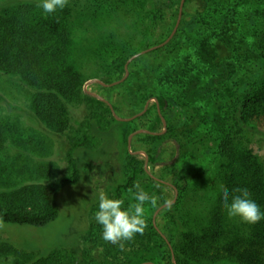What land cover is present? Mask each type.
Returning a JSON list of instances; mask_svg holds the SVG:
<instances>
[{
	"label": "trees",
	"instance_id": "trees-1",
	"mask_svg": "<svg viewBox=\"0 0 264 264\" xmlns=\"http://www.w3.org/2000/svg\"><path fill=\"white\" fill-rule=\"evenodd\" d=\"M181 2L69 0L44 15L36 0H14L0 11V76L18 80L36 119L60 135L73 114H84L77 105L87 106L82 135L67 150L70 176L63 177L55 162L35 160L52 155L50 137L19 116L0 114V222L43 227L56 221L59 193L68 184H89L117 152L122 175L105 195L123 199L125 207L135 202L136 184L156 195L167 184L146 171L148 160L161 166L162 180L171 178L178 197L156 223L170 200L147 206L143 233L111 244L100 239L94 219L97 193L80 247L94 239L101 257L64 247L71 264H264V220L229 219L219 196L221 186L247 188L264 210V160L240 144L243 135L264 138V0H186L172 39L142 53L170 37ZM127 70L117 85L96 84L118 91L116 99L107 97L116 114L132 117L155 101L143 115L122 121L83 87L99 74L107 84L119 81ZM139 129L149 132L134 135L130 150L129 137ZM83 150L100 156L85 163ZM195 179L201 185L190 190ZM1 244L18 257L16 264H61L63 258L57 250L33 260Z\"/></svg>",
	"mask_w": 264,
	"mask_h": 264
},
{
	"label": "rangeland",
	"instance_id": "rangeland-1",
	"mask_svg": "<svg viewBox=\"0 0 264 264\" xmlns=\"http://www.w3.org/2000/svg\"><path fill=\"white\" fill-rule=\"evenodd\" d=\"M15 3L14 0H0V11L4 7L11 6ZM170 22H172L171 18H168L167 24ZM89 68V65L86 64L84 70L87 71ZM106 78L107 76H105V74H99V76L91 78L84 85V91L96 93L106 100L107 97L116 99L118 91L108 92L107 90L96 85L101 83L90 82L93 79H99L104 82L103 80ZM111 79L113 80L114 78ZM17 83L18 80L16 78L0 76V94H2L4 97V99H0V114L19 116L25 125L37 128L49 136L53 142L52 155L46 158L36 157L35 160L40 162L53 161L62 171L60 177L70 176L67 150L71 147L73 142L79 139L82 135L81 131H79V124L85 116L87 106L85 104L77 105V108L79 107L80 110L85 111L84 114L81 116V111L79 114H73L68 130L58 135L54 132L48 131L46 127L40 123L38 119H36L35 113L30 107L26 93L22 92ZM107 101L109 102V100ZM149 101L150 106L155 100L151 99ZM11 105L15 108H12ZM123 107H125V105H123ZM144 113L145 112H141L132 117L120 118L128 119L123 121H130L138 116L143 115ZM240 140L242 149H245L246 151L251 150V152L258 154L264 160V138L262 136L256 134L243 135ZM138 150L139 151L137 152L139 153L140 157H144L145 153L143 148L139 146ZM81 155L84 158L85 163H90L89 161L95 157V155L99 154H93L88 150H83ZM94 168L95 170H98V167ZM148 169L149 172L153 174L155 179L158 181H163L167 184L166 186H158V189L156 190V196L160 198V201L170 200L169 202H171L174 200L176 194H174V191L171 188V178L169 177L166 180H162L161 177L163 174L161 166L150 167L148 165ZM120 175H122L121 163L117 157V152H114L107 163L104 164V168L99 174L95 176V178L91 179L89 184L86 180H83L77 184H68L59 193L57 198L59 205V217L56 221L43 227L0 222V258L6 260L8 257H12L14 259V264H16V260L18 258L14 254L6 253V250L1 248L3 245L1 242H9L11 245L22 250L23 252L31 254L33 256V260L39 257L46 258V255H49L50 253L57 250H63L64 247H77L81 250V252L85 250V253L90 259L93 257L100 258L102 247L96 243V240L88 238L84 244V247L81 248L80 237L85 234L86 228L89 225V219L91 218L89 211L90 203H92L95 195L97 193H104L106 187L109 184L116 182ZM200 185L201 181L199 179H195L192 182L190 190ZM158 212L156 213L155 218L161 220V218L158 216L160 212ZM101 232L102 230L100 231V239L103 240L101 238ZM62 255L63 258L61 259V264H71V262L66 258L67 251L63 250ZM21 260L23 261V259ZM173 261L176 262L175 257H173Z\"/></svg>",
	"mask_w": 264,
	"mask_h": 264
},
{
	"label": "clouds",
	"instance_id": "clouds-1",
	"mask_svg": "<svg viewBox=\"0 0 264 264\" xmlns=\"http://www.w3.org/2000/svg\"><path fill=\"white\" fill-rule=\"evenodd\" d=\"M68 3L69 0H36V6L44 15L63 10ZM135 188V202L127 207L124 206L123 199L100 193L94 219L102 228L101 238L105 242L117 244L131 241L137 234H142L146 227V205L153 209L159 206V197L145 191L139 184ZM219 196L221 207L229 219L238 218L246 224H256L264 220V210L250 198L247 188H235L230 192L221 186ZM0 264H14V259L0 258Z\"/></svg>",
	"mask_w": 264,
	"mask_h": 264
},
{
	"label": "water",
	"instance_id": "water-1",
	"mask_svg": "<svg viewBox=\"0 0 264 264\" xmlns=\"http://www.w3.org/2000/svg\"><path fill=\"white\" fill-rule=\"evenodd\" d=\"M185 1H186V0H182V2H181L180 11H179V16H178V20H177L176 26H175V28H174L172 34L170 35V37H169L165 42H163L162 44H159V45L153 46V47H151V48H149V49L143 51L142 53H147V52H149V51H152V50H155V49H157V48H159V47H162V46L165 45L170 39H172V37H173V36L175 35V33L177 32V29H178V27H179V25H180V22H181V20H182L183 9H184ZM128 74H129V72H128V70H127V74H126V76H125L123 79H121V80H119V81H114V82H112V83H110V84H106V83L102 82V81L99 80V79H93V80H91L90 82H91V83H93V82H99V83H101V84H103V85H105V86H108V85H110V86H111V85H117V84L121 83L122 81H124V80L126 79V77L128 76ZM87 92H88L89 94H91L92 96H95V97L98 98L99 100H102V101H104V102H107V103L110 105V107H111V109H112V112H113L114 116L117 117V119L122 120V121H123V120H128V119H125V118H120V117H118V116L116 115V112H115V110H114L112 104H111L110 102H108L105 98H103L102 96H100V95H98V94H96V93H93V92H90V91H87ZM154 100H155V99H154ZM149 103H150V101H148V103H147V105H146V108H145V111L148 109ZM145 111H144V112H145ZM140 115H141V114H140ZM129 119H132V118H129ZM162 120H163V124H164V131H166V129H167V122H166V120H165L164 117H162ZM164 131H163V132H164ZM143 132H149V131L146 130V129H141V130H138L137 132L131 134V136L129 137V144H128V147H129L130 150H131V148H132V140H133L134 135H136V134H138V133H143ZM152 133H155V132H152ZM159 133H162V132H159ZM135 153H137V152H135ZM145 169H146V171H147L148 173H150V172H149V169H148V160H146ZM153 177H154V176H153ZM177 196H178V193H176V197L174 198V200H172L171 202H168L167 204L163 205L158 211H160V210L163 209L164 207H167V206L171 205L173 202H175L176 199H177ZM158 211H157V212H158ZM155 217H156V216H154V222L156 223V218H155Z\"/></svg>",
	"mask_w": 264,
	"mask_h": 264
}]
</instances>
